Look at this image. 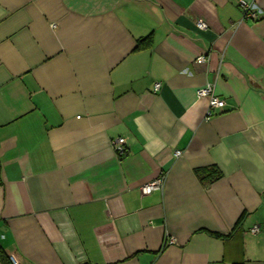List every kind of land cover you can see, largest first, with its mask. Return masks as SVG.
Masks as SVG:
<instances>
[{"label":"crops","instance_id":"obj_1","mask_svg":"<svg viewBox=\"0 0 264 264\" xmlns=\"http://www.w3.org/2000/svg\"><path fill=\"white\" fill-rule=\"evenodd\" d=\"M238 1L0 0V264H264V0Z\"/></svg>","mask_w":264,"mask_h":264},{"label":"built area","instance_id":"obj_2","mask_svg":"<svg viewBox=\"0 0 264 264\" xmlns=\"http://www.w3.org/2000/svg\"><path fill=\"white\" fill-rule=\"evenodd\" d=\"M238 7L243 13L244 17L252 18L255 19L256 15H258V12L255 10L254 5L249 4L246 1L239 0L238 1ZM196 26L199 29H204L205 24L202 23L201 21L196 22ZM205 62V57L199 56L196 59V63L201 64ZM159 89V84L155 83L152 87V90L155 92ZM196 96L198 98L206 97L208 100V108L206 111V119L212 115V112L214 110L222 109L224 108V100L222 98H219L218 96L214 95L212 88L210 86H205L196 91ZM110 147L114 151V153L118 157H123L126 154V147H125V142L124 139L121 137H117L115 139H112L110 141ZM175 157L180 156V151H175L174 153ZM163 185V176H160L153 181H150L149 183H146L143 185L140 189V192L142 195H148L152 191L159 189ZM257 228L253 227L251 229L252 232H256ZM12 263H14L13 258L10 259Z\"/></svg>","mask_w":264,"mask_h":264},{"label":"trees","instance_id":"obj_3","mask_svg":"<svg viewBox=\"0 0 264 264\" xmlns=\"http://www.w3.org/2000/svg\"><path fill=\"white\" fill-rule=\"evenodd\" d=\"M194 172L198 179L204 184H211L212 182L218 180L221 177L220 172L213 167L198 169ZM2 258V254L0 253V259Z\"/></svg>","mask_w":264,"mask_h":264}]
</instances>
